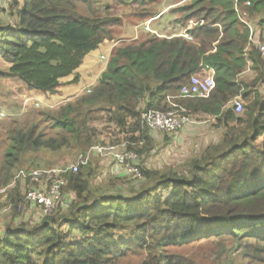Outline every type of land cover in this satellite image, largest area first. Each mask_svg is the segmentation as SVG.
<instances>
[{"label": "trees", "instance_id": "1", "mask_svg": "<svg viewBox=\"0 0 264 264\" xmlns=\"http://www.w3.org/2000/svg\"><path fill=\"white\" fill-rule=\"evenodd\" d=\"M10 1V16H0V57L10 66L0 69V77H17L28 90L54 93L65 77L74 74L72 81L78 82L76 71L85 57L114 38L113 28L123 19L111 13L113 3L143 5L149 0ZM183 10L197 19L184 34L152 28V36L114 48L89 93L54 114L41 108L45 119L37 115L13 121L6 133L0 188L10 184L14 168H54L56 161L40 154L68 150L81 155L72 163L79 165L77 172L60 174L67 207L59 204L45 213L25 194L47 184L22 179L27 181L23 194L20 180L15 182L14 215L29 205L39 212L7 224L0 237V264H121L139 256L138 264H196L183 255L187 244L225 237L245 242L242 255L252 254L255 264H264V96L253 89L257 80H264V57L249 41L250 27L238 14L248 13L257 40L264 43L259 27L264 28V0H190ZM4 17L16 20L5 22ZM249 64L257 73L251 83L242 76ZM206 66L215 71L209 96L180 100L188 110L219 120L224 129L220 141L191 156L187 171L150 170L133 163L141 175L123 177L122 192L116 185L95 186L93 162L83 164L80 158L86 159L84 153L103 133L95 125L98 115L132 142L151 144L142 113L167 109L168 96L180 94L191 75ZM237 96L245 102L240 112ZM29 156L32 165L43 159L48 166L20 168Z\"/></svg>", "mask_w": 264, "mask_h": 264}, {"label": "rangeland", "instance_id": "2", "mask_svg": "<svg viewBox=\"0 0 264 264\" xmlns=\"http://www.w3.org/2000/svg\"><path fill=\"white\" fill-rule=\"evenodd\" d=\"M7 2L0 9V16H5V14L10 16L9 13L11 11V1L9 3ZM147 2L148 3L143 5L141 3L132 5H117L113 3L111 5V13L122 17L123 22L113 28L114 38L104 42V44L107 45L105 47L106 52L109 51V48L114 45L116 41H118V43L114 48L121 44H129L137 38L142 40L152 36L153 34L148 32L149 23L147 21L151 17L164 12V18L157 19L153 22L152 26L161 33L172 35L174 33L182 32L184 34V29L186 27H191L194 23H196L195 20L197 19H190L187 17L188 13L183 10V8L188 6L190 0H149ZM2 19L5 22L15 21V18L13 17H4ZM133 27L134 30L127 29ZM259 27L263 31L264 28L260 25ZM92 60L95 62L97 69L95 70L94 74H90L87 85L83 86L81 84V87L74 89L72 86L73 83H75L72 81L74 77L69 76L63 79L67 80V82L58 86L56 92L49 93L46 96L39 93L32 94L33 91L22 94V92L19 91L17 79L11 77H0V174L4 172L3 150L9 143L6 133L8 129L12 127L13 121L17 120L18 118L20 119L18 121L28 120V118H36L37 115H40L44 118V116L41 114V108L50 109L52 114H54L55 110L58 111L69 103H74L79 97L89 93V91L98 83V81H96L98 77V70L103 68V63H107V58L102 54L98 55V57H94ZM6 64L7 62L0 57V69H5ZM250 66L251 64H249L244 70L245 72L242 73V76L248 78L250 81L249 83L253 82L257 78V73L253 69V71L250 70ZM261 68H263V66ZM89 83L93 85H89ZM253 89L258 90L259 93L264 96V80H257V84ZM64 91L66 92L65 95L63 93ZM170 95L172 96L173 100L181 104L180 99L183 98H179L178 93H171ZM242 100L240 101L242 102ZM44 103H47L46 107H44ZM187 114H189L193 120L192 124L185 126V128L179 130L174 136L172 134L149 130L147 128L152 137L151 144L147 145L145 143L142 144L132 142L128 138L129 136L124 134L123 131L119 132L121 130L120 127H116V125L113 123L110 125L103 123L101 121L103 120V116L102 114H99L98 120L100 121L96 122L95 125L96 127L98 126V130L102 131L103 133L99 136L98 141H96L93 145L119 144L120 146L124 145L126 147V145L129 146V144H131L132 147L130 150H134L138 153L136 164L139 165L140 168L145 167L150 170H157L167 167L178 168L187 171L189 169V158L199 153V151L204 150L209 145V143H216L223 136L224 132V129H222L221 125H219V120L213 115L194 113L188 109ZM46 126H51V121L46 122ZM89 150L84 154H87ZM137 150H140V152ZM201 153L202 152H200L198 155ZM90 154L91 155L88 164H90L91 161L93 162L92 166L90 167L93 171V184L103 188L108 186L106 187L107 189H109V187L112 185H116V188H123L124 186L122 184L121 178L109 176L114 174L113 163H115V160L109 156H101L93 153ZM43 155L57 162L51 165H54V167H60L75 163L81 154H77L76 152L71 153L68 150H64L58 153L48 152L40 154L41 157ZM32 159V156L27 157L24 160L23 166L20 168H43L48 166L45 164V160L43 159H40V163L32 165ZM96 168L98 169L97 171H95ZM18 170V168H14L12 171V180ZM131 177L134 178L133 176ZM17 179H20V183L22 184L25 193L27 181L15 177V181ZM118 180L121 181L120 184H117ZM133 183L135 182H132L131 184ZM4 188L11 191V187L8 184L2 185L0 189ZM3 191L4 190L0 191V237L4 236V230L7 224L16 225L20 220L37 216V213L39 212L35 205H29L22 210L20 215H17V213L14 215L13 209H6L2 207V203L5 199ZM117 191L122 192V189H118ZM67 196L71 197V194L68 193ZM17 216H19V219H17ZM39 216L40 215H38L37 220L39 219ZM63 227L67 229L69 228V225L64 224ZM72 235L79 237L77 230H73ZM245 248H248V245L245 242H242L241 245H239V243L231 240L230 237H225L221 240L217 238H213L211 240L202 239L198 242L187 244V247L182 251L184 253L183 255L190 257V259L196 264H230L231 262H233L232 264H255L251 259L252 254H250L248 257H244L242 255V252L245 250ZM229 255H231V257H229ZM142 258V256L129 257L120 261L121 264H138Z\"/></svg>", "mask_w": 264, "mask_h": 264}, {"label": "built area", "instance_id": "3", "mask_svg": "<svg viewBox=\"0 0 264 264\" xmlns=\"http://www.w3.org/2000/svg\"><path fill=\"white\" fill-rule=\"evenodd\" d=\"M7 1L8 0H0V9ZM238 1L239 0H236V3H238ZM245 3L251 4V0H245ZM238 14L240 19L250 27L249 41L257 44L260 53L264 57V43L257 40V34L254 32L255 27L248 19V13L239 12ZM188 28L189 27H187V29ZM214 76L215 71L213 67H201V70L191 75L189 81L183 85L180 94H178L179 98L209 96L211 91L215 88ZM238 99L240 98H236L235 100L236 110L241 111L244 104L243 101H240L241 99ZM169 100L171 104L165 110L151 109L143 112L142 122L149 130L170 134L192 122V119L186 114V108L183 105L173 100L172 96H169ZM90 153L109 156L115 160V164L126 168L129 173L137 176L141 175L140 169L133 164V162L137 160L138 154L126 149L124 145L95 144L91 146L87 154H84L86 159L80 158L83 164L88 163L91 155ZM78 168V164H71L68 167H54L50 169H21L17 174V178L29 179L39 184L43 181L46 182L47 185L43 186L41 189H30L25 194V199L38 205V208L42 206L44 212L49 213L59 204L67 206L64 193H62L61 190L65 182L64 179L60 178V174L71 170L77 172ZM8 208L9 206L6 209Z\"/></svg>", "mask_w": 264, "mask_h": 264}, {"label": "crops", "instance_id": "4", "mask_svg": "<svg viewBox=\"0 0 264 264\" xmlns=\"http://www.w3.org/2000/svg\"><path fill=\"white\" fill-rule=\"evenodd\" d=\"M164 14H165V12L164 13H161V16L159 17V18H157V19H163L164 18ZM160 15V14H159ZM158 15V16H159ZM155 18L156 17H154V18H152L151 17V19H154V21H156L155 20ZM151 19H148V23H149V31L151 30L152 31V26H153V20L151 21ZM15 20H16V18H15ZM150 20V21H149ZM124 26H125V24H124ZM136 26V25H135ZM128 30H134V27L133 28H127ZM175 34V33H174ZM167 35V34H166ZM161 36H164V35H161ZM106 40H108V39H106ZM105 40V41H106ZM104 41V42H105ZM109 41V40H108ZM104 42L103 43H101L100 45H99V47L96 49V50H94V51H92L91 53H89L86 57H85V59H84V62L82 63V65L77 69V71H76V73L79 75V80H78V82H75V83H73V87H74V89H76L77 87H81V84L83 85V86H85V85H87V83H88V79H89V76H90V74L91 73H93L94 74V72H95V70L97 69V67H96V64H95V62L92 60L94 57H98V55H103V56H105L106 58H107V63L106 64H104L103 63V68H101L100 70H98V77H97V80L96 81H98L99 80V78L101 77V74H102V72L103 71H105V69H106V67H107V64H108V61H109V58H110V56H111V54H112V51H113V49H114V47L117 45V43H118V41H114L115 43H114V45H112L110 48H109V51L108 52H106V44H104ZM2 58V57H1ZM3 59V58H2ZM89 60H91V61H89ZM9 63H7L6 64V66H5V69H8L9 68ZM70 76H72V77H74V74H72V75H70ZM69 77V76H68ZM11 78H15V79H17V82H18V88H19V91H21L22 92V94L23 93H25V92H30V91H33L32 92V94L33 93H39V94H41V95H44V96H46V95H48L50 92H42V91H40V90H28L27 88H25V86H24V83L22 82V80L21 79H18L17 77H11ZM65 78H67V77H65ZM65 78H63V79H65ZM62 79V82H63V84H65L66 82H67V80H63ZM89 85H93V84H91V83H89ZM13 89H15V88H13ZM64 93V95L66 94V92L64 91L63 92ZM44 107H46V105H47V103H44ZM216 118V117H215ZM192 122H193V120H192ZM192 122L191 123H189V124H192ZM220 123V122H219ZM189 124H187V125H189ZM187 125H185V126H187ZM220 125H221V128L223 129V126H222V124L220 123ZM185 126H183L182 128H185ZM182 128H180L179 130H181ZM179 130H177V131H175V132H173V133H170V134H172L173 136L174 135H176L177 133H178V131ZM221 139V138H220ZM220 139L217 141V142H219L220 141ZM213 143H215V142H211V143H209V145L210 144H213ZM207 148V147H206ZM206 148L204 149V150H201V151H205L206 150ZM201 151H199V152H201ZM100 171H101V169H100ZM113 173L114 174H112V175H109V176H114V177H118V178H123V177H125V176H128L129 175V172H128V170L126 169V168H124V167H119L117 164H115V163H113ZM101 174H102V172H101ZM128 174V175H127ZM105 177H108V176H105ZM18 180H20V179H18ZM121 183V181L120 180H118L117 181V184H120ZM46 184V182H43V184L42 185H45ZM117 189H123V188H117ZM23 193H24V189L23 188H21L20 189ZM5 195V200L7 201V202H9V201H11L12 200V196H13V194H12V192H8V193H5L4 194ZM3 195V196H4ZM68 198L70 197V196H67ZM68 206V205H67ZM66 206V207H67Z\"/></svg>", "mask_w": 264, "mask_h": 264}, {"label": "clouds", "instance_id": "5", "mask_svg": "<svg viewBox=\"0 0 264 264\" xmlns=\"http://www.w3.org/2000/svg\"><path fill=\"white\" fill-rule=\"evenodd\" d=\"M161 16V14L159 15V16H157L155 19H157V18H159ZM152 20H154V19H151V21ZM187 28V27H186ZM184 32H186V31H184ZM236 98H240L241 100H242V98L240 97V96H237ZM167 100H168V102L171 104V102H170V100H169V96H168V98H167ZM242 101H244V100H242ZM245 102H243V104H244ZM145 112V111H144ZM238 112H240V111H238ZM143 114V113H142ZM119 145V144H118ZM130 151H134V150H130ZM134 152H136V151H134ZM137 153V152H136ZM138 154V153H137ZM133 163H135L136 164V161L135 162H133ZM21 169H19L17 172H16V174H15V176H14V178H13V180L10 182V187H11V191L10 190H4L3 192H4V194L5 193H8V192H12L13 193V191H14V189H15V182L17 183V181H18V179L15 181V177L17 178V174H18V172L20 171ZM33 170V169H32ZM22 179V178H21ZM44 182V181H43ZM43 182H41L40 184H43ZM24 194V193H23ZM4 201H5V203H6V205H4V206H2V207H4V208H7L8 206H9V208H11V209H14L15 208V203H14V200L12 199L11 201H9V202H7L5 199H4Z\"/></svg>", "mask_w": 264, "mask_h": 264}]
</instances>
